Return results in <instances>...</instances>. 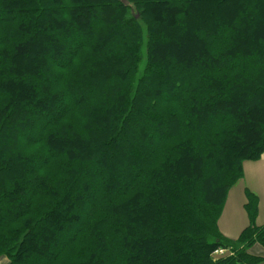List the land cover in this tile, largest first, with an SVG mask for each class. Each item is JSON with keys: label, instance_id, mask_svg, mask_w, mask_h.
I'll list each match as a JSON object with an SVG mask.
<instances>
[{"label": "trees", "instance_id": "16d2710c", "mask_svg": "<svg viewBox=\"0 0 264 264\" xmlns=\"http://www.w3.org/2000/svg\"><path fill=\"white\" fill-rule=\"evenodd\" d=\"M263 152L264 0H0V262L262 263Z\"/></svg>", "mask_w": 264, "mask_h": 264}, {"label": "crops", "instance_id": "0c3cea01", "mask_svg": "<svg viewBox=\"0 0 264 264\" xmlns=\"http://www.w3.org/2000/svg\"><path fill=\"white\" fill-rule=\"evenodd\" d=\"M258 197V213L255 219L256 225L264 224V153L257 160H246L243 163V176L239 178L229 189L219 217L218 224L221 232L231 239H236L250 224V217L246 210L248 202L247 192ZM259 244V243H257ZM255 244L250 248L251 253L259 250L260 256H264V248ZM0 264H6L5 261ZM259 264H264V261Z\"/></svg>", "mask_w": 264, "mask_h": 264}, {"label": "water", "instance_id": "95a60500", "mask_svg": "<svg viewBox=\"0 0 264 264\" xmlns=\"http://www.w3.org/2000/svg\"><path fill=\"white\" fill-rule=\"evenodd\" d=\"M231 254V252L229 251V250H227L225 253H223V254H218V253H215L214 254V257L215 258H224V257H226V256H229Z\"/></svg>", "mask_w": 264, "mask_h": 264}, {"label": "rangeland", "instance_id": "374dc122", "mask_svg": "<svg viewBox=\"0 0 264 264\" xmlns=\"http://www.w3.org/2000/svg\"><path fill=\"white\" fill-rule=\"evenodd\" d=\"M143 66H144V64L141 65V69L143 68ZM263 153H264V152H263ZM256 244H257V243H256ZM257 245L260 246V247H262V248H264V247H263L262 245H260V244H257ZM253 246H254V245H253ZM253 246H252V247H253ZM254 252H255L254 254H256V255H260V254L258 253L259 250L256 249ZM262 257L264 258V256H262Z\"/></svg>", "mask_w": 264, "mask_h": 264}, {"label": "built area", "instance_id": "2783aa9c", "mask_svg": "<svg viewBox=\"0 0 264 264\" xmlns=\"http://www.w3.org/2000/svg\"><path fill=\"white\" fill-rule=\"evenodd\" d=\"M220 252H222V250H220Z\"/></svg>", "mask_w": 264, "mask_h": 264}]
</instances>
